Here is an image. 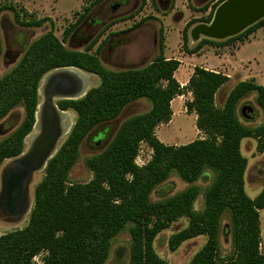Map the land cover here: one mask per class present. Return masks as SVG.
Wrapping results in <instances>:
<instances>
[{
  "label": "trees",
  "instance_id": "obj_1",
  "mask_svg": "<svg viewBox=\"0 0 264 264\" xmlns=\"http://www.w3.org/2000/svg\"><path fill=\"white\" fill-rule=\"evenodd\" d=\"M202 20L188 22L182 31L184 50L192 55L202 47L228 46L246 38L264 25V19L242 33L223 41L202 38L187 49L189 30L196 24L210 23L216 7ZM209 3L197 8L205 11ZM0 6V12L4 10ZM85 8L80 19L88 13ZM131 17L134 16L130 15ZM129 16V17H130ZM18 19V18H17ZM46 18L26 23L40 27ZM73 27L59 40L47 31L24 49L18 64L0 79V121L16 107L23 108V119L15 130L0 141V166L24 151V141L35 125L38 89L42 78L57 69L75 68L99 77V85L77 100H60V111L72 110L76 120L67 138L47 161L42 180L33 193V208L27 225L0 236V264H34L43 255L41 264H104L111 240L130 223V249L127 264H167L155 253L156 236L182 217L187 226L168 241L171 251L182 243L205 236L206 242L189 264H264L260 252L259 211L264 209V188L254 198L244 190L246 159L240 152L241 141L259 139L257 150L264 151V124L251 129L241 123L236 105L247 94L256 93V103L264 113V87L241 82L229 93L222 108L214 99L228 77L195 67L187 84L181 87L174 74L180 62L164 57V37L158 36L157 55L141 68L108 70L99 59L101 46L90 53L72 51L63 41ZM1 54V42H0ZM188 91L192 100L186 112L196 116V129L205 135L182 146H168L158 140L155 129L167 124L171 102ZM146 99L151 108L144 114L124 121L104 149L86 160L92 178L85 184L68 181L70 170L79 157L82 143L96 129L115 120L132 102ZM99 133L96 138H103ZM141 143L152 151L143 166L135 164ZM175 171L186 183L212 182L205 191L203 211H193L199 188L191 186L174 195L159 193L153 202L150 196ZM230 215L232 254L218 256L222 215Z\"/></svg>",
  "mask_w": 264,
  "mask_h": 264
},
{
  "label": "rangeland",
  "instance_id": "obj_2",
  "mask_svg": "<svg viewBox=\"0 0 264 264\" xmlns=\"http://www.w3.org/2000/svg\"><path fill=\"white\" fill-rule=\"evenodd\" d=\"M114 1L0 0V6L5 8L0 12V79L18 64L24 54V49L41 35L52 30L54 35L59 40H62L64 32L70 27H73V29H71L70 34L63 41L66 49L84 51L88 46L93 44L90 53H95L96 49L101 46L99 57L107 68L120 71L121 69L139 67L132 64L125 65V60L132 58V54L131 51L125 50L124 47H130V40L133 36L131 32L135 29V26L146 24L151 27L154 34L155 48H157L160 31H162L164 40L165 35L168 34L167 41L171 50L169 56L184 60V62L182 60V64L176 72L177 81L182 82L183 77L191 71L192 65L188 64L189 57L192 60H196L197 58L191 57L184 50L182 31L188 22L205 19L220 0H207L210 9L208 8L201 12L197 11V7L194 6L192 0L188 1L186 9L179 7L176 11H172L173 5L169 4V0H166L164 4H159L157 0H128V6L117 9L116 12H110L108 4ZM91 2L92 5L88 14H85L78 21L84 8ZM180 3L181 0H179ZM133 14L134 16L131 17L130 15ZM154 15L158 17H154ZM136 16L140 19L132 21ZM43 18H46L47 21L40 27L26 25V23ZM127 20H131L128 24H132V27H126V29L118 27L113 31V25ZM133 22H136V25H133ZM199 41H192L189 35L186 48H194ZM205 48L210 49V51L198 55L204 56L209 63L215 62L218 59L223 60L224 67L217 68V71L225 76H229L227 83L215 95L214 104L217 108L223 107L230 91L241 82H251L257 86L264 87V25L250 36L240 38L228 46L215 47L207 45ZM114 49L119 50L117 56H114L112 53ZM155 56H151L149 60H153ZM112 62H115L114 65L116 64V66H113ZM61 70H72L77 73L74 87L66 95H56L55 87L49 82L50 78ZM99 82L100 79L96 75L75 68L53 70L42 78L38 89L39 104L36 112H40L45 95L49 92L52 95V102L57 109L56 119L58 128L56 129L55 144L51 156L55 154L65 141L76 120L74 111H60L56 103L60 100L80 99L89 89L98 86ZM191 100L192 95L188 91H184L182 95L175 98L171 105L172 117L170 121L155 129L156 137L160 142L168 146H182L196 139L205 138V135L199 131V133L197 132L195 114L186 112L185 105ZM246 107L252 109L254 113L253 118L242 115V109ZM150 108L151 103L148 100L144 98L139 99L127 105L115 120L105 123L96 129L82 143L79 149V157L69 172L68 181L73 184L88 183L92 178V173L86 167V160L104 149L124 121L133 116L144 114ZM236 112L241 123L248 128L257 129L264 124V113L256 103L255 92L245 95L237 103ZM22 119L23 108L18 106L6 118L1 120L0 141L10 135ZM35 122L32 132L24 141L22 156H27V154L32 152V148L34 147L32 146L33 138L35 136L39 138L44 131V124H39L37 115ZM99 133H104V137L94 139ZM258 144L259 139L250 137L243 139L240 145V152L247 161L244 173V190L251 199H254L264 188V151L259 152L257 150ZM22 156L5 160L0 166V236L11 231L20 230L27 225L30 212L33 208L34 189L44 176L45 165L42 168L33 169L22 188L18 208L14 211H9L5 204L4 187L7 183L9 171L18 165V161ZM151 157V149L145 143H141L135 164L143 166L150 161ZM211 182L212 177L207 182L197 181L189 184L183 181L175 171H172L168 179L152 192L150 200L153 202L157 201L159 193H163L169 197L191 186H197L199 193L193 202V211L201 212L205 206V191ZM259 220L261 238L259 249L263 253L264 209L259 211ZM187 224L188 219L182 217L171 223L167 229L161 231L156 236L153 243L155 253L167 264H189L192 257L205 244L206 237L199 236L182 243L174 251L170 250L168 245L169 238L184 229ZM130 227L131 224L128 223L111 240L108 258L104 264H127L131 243ZM232 250L230 215L228 212H225L221 217L218 256L222 259H227L232 254ZM42 258L43 255L36 256L33 259V263L41 264Z\"/></svg>",
  "mask_w": 264,
  "mask_h": 264
},
{
  "label": "water",
  "instance_id": "obj_3",
  "mask_svg": "<svg viewBox=\"0 0 264 264\" xmlns=\"http://www.w3.org/2000/svg\"><path fill=\"white\" fill-rule=\"evenodd\" d=\"M262 19H264V0H225L216 7L210 23H201L193 26L189 35L191 40L194 42L199 41L201 38L223 41L242 33L244 30ZM46 96H48L49 103L53 104L51 93H47ZM44 113L47 115L44 121V131L32 148V152L27 154V156H22L23 153L20 155L28 162H32L34 160L37 154L42 151L45 143H49L52 140V143H54L55 141L56 130L54 131V129H57V127L54 128L51 124L53 115H51V111H44ZM242 115L248 118L254 117V113L250 107L243 108ZM50 158H52L51 155L48 160ZM46 164L47 161L45 162V166ZM16 168L17 166L9 171L7 183L4 187V198L6 195L5 190L8 185L9 177ZM27 170L28 175L25 181H27L29 174L33 169L31 170L28 168Z\"/></svg>",
  "mask_w": 264,
  "mask_h": 264
},
{
  "label": "crops",
  "instance_id": "obj_4",
  "mask_svg": "<svg viewBox=\"0 0 264 264\" xmlns=\"http://www.w3.org/2000/svg\"><path fill=\"white\" fill-rule=\"evenodd\" d=\"M188 1L189 0H181V3L179 4V0H169V4L173 5L172 11H176L179 7H183L184 9H186V7L188 5ZM215 1H217V0H215ZM192 2L194 4V6L197 7V8L207 4V0H192ZM154 17H158V16L154 15ZM137 19H140V18H138L136 16V17L133 18L132 21H138ZM130 22H131V20L130 21H128V20L127 21H121V22L116 23L115 25H113L112 29L114 31L118 27H120V28L122 27L121 29H126V27H132L131 26L132 24H128ZM133 23H134L133 25H136V22H133ZM124 25H129V26H124ZM120 30H118V31H120ZM131 33L133 34V36L131 37V40H130V47L129 48L124 47V49L128 50V51H131L132 58H130L131 60L130 59H126L125 60V65L132 64L133 66H139V67H134V68H141V67L147 65L148 63H150L152 61L151 59L149 60V58L151 56L157 55V48H155L154 34H153L152 30H151V27L147 26L146 24H143V25H140V26H135V29L132 30ZM167 38H168V34L165 35L164 54L163 55H164V57L166 59H175V58H172L171 56H169L171 54V50H170V47L168 45ZM205 49L206 48L204 46L196 54L190 55L191 57L194 56V57H197V58H196V60H192V58L189 57L188 64L192 65L191 68H190L191 71L188 72L186 74V76L183 77V81L182 82H178L177 81V79H176V72L177 71L175 72L174 77H175L176 81L179 83V85L181 87H183L184 85L187 84L190 76L193 73L194 68L197 67V66L201 67V68H203L205 70L213 71V72H218L217 68H223L224 67L223 60H219L218 59L215 62L209 63L204 58V56L198 55L200 53H204V52L210 51V49H206V50ZM118 51H119L118 49H114L112 51L113 55L117 56ZM99 59H100V57H99ZM197 59H200V60H197ZM175 60L179 61L180 65L182 64V60L183 59H175ZM100 61H101V59H100ZM193 61H195V62H193ZM183 62H184V60H183ZM101 63L104 65V67L106 69L112 70V69H109V67L107 68L102 61H101ZM114 63L115 62H112L113 66H116V64L114 65ZM188 68H189V66H188ZM129 69H133V67L129 68ZM121 70H126V69H121ZM112 71H114V70H112ZM226 76L229 77L228 75H226ZM173 101L171 102V105H172ZM197 132H198V130H197Z\"/></svg>",
  "mask_w": 264,
  "mask_h": 264
},
{
  "label": "bare ground",
  "instance_id": "obj_5",
  "mask_svg": "<svg viewBox=\"0 0 264 264\" xmlns=\"http://www.w3.org/2000/svg\"><path fill=\"white\" fill-rule=\"evenodd\" d=\"M77 79V73L72 70H61L55 73L49 80V82L55 86L56 95H66L69 94L70 91L74 87V82ZM47 95V94H46ZM45 95L44 101L41 105V110L37 113V121L39 124H44L45 117L47 116L45 112L51 111L52 120L51 124L53 127L58 128V122L56 119L57 109L55 108L54 104L49 103L48 96ZM56 129H54L55 131ZM38 138L35 136L32 140V146H34L37 142ZM50 141L49 143H45L42 151H40L37 156L34 158L32 162L26 161L24 157L20 158L18 161L17 168L12 172L9 177L8 185L6 187V195H5V204L6 208L9 211H14L18 208L20 198H21V191L23 186L26 183V178L28 175V168L29 169H38L42 168L45 165V162L48 160L50 155L53 152L54 144ZM27 168V169H26Z\"/></svg>",
  "mask_w": 264,
  "mask_h": 264
},
{
  "label": "flooded vegetation",
  "instance_id": "obj_6",
  "mask_svg": "<svg viewBox=\"0 0 264 264\" xmlns=\"http://www.w3.org/2000/svg\"><path fill=\"white\" fill-rule=\"evenodd\" d=\"M94 1L96 2L98 0H94ZM165 1L166 0H157V2L159 4H164ZM128 4H129L128 0H115L114 2H110V4H108V9L110 10V12H116L117 9L124 8V7L128 6ZM91 5H92V2L90 4H88L85 8L90 7ZM85 8H84L82 14L84 13ZM89 11H90V9H89Z\"/></svg>",
  "mask_w": 264,
  "mask_h": 264
}]
</instances>
